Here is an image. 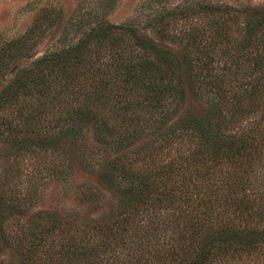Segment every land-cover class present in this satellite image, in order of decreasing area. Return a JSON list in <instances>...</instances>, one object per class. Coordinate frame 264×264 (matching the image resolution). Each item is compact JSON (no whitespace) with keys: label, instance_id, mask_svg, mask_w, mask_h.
<instances>
[{"label":"trees","instance_id":"1","mask_svg":"<svg viewBox=\"0 0 264 264\" xmlns=\"http://www.w3.org/2000/svg\"><path fill=\"white\" fill-rule=\"evenodd\" d=\"M172 13L200 16L174 33L153 30L179 39L181 59L133 27L97 24L83 30L74 44L13 66L14 81L1 91L0 110L12 108L18 120L0 121V138L26 142L29 152H55L59 143L78 139L88 129L109 133L108 140L101 138L109 148L136 133L153 142L140 156L97 162L102 180L119 194L111 217L94 221L78 213H46L38 230L22 227L21 234L7 235L22 253L21 264L264 263V12L243 18L234 38L220 25L241 15L227 5H190ZM37 34L33 27L0 48V73L33 45ZM113 40L120 41L116 48L103 52ZM213 48L225 58L224 73L212 71ZM232 82L238 83L235 90ZM88 84L89 90L65 103L52 122L24 117L17 106L18 96L27 93L42 107L55 100L63 104L62 93L73 95ZM184 84L209 104L199 117L191 111L177 116ZM52 85L61 87L57 98ZM115 120L134 128L112 142L110 135L120 131ZM180 141L186 152L170 158L171 145ZM76 155L85 161L84 150ZM65 165L62 158L52 171ZM32 196H12L10 206L19 212ZM75 197L87 203L99 195L83 185Z\"/></svg>","mask_w":264,"mask_h":264},{"label":"rangeland","instance_id":"2","mask_svg":"<svg viewBox=\"0 0 264 264\" xmlns=\"http://www.w3.org/2000/svg\"><path fill=\"white\" fill-rule=\"evenodd\" d=\"M227 5L234 9L240 17L228 26L221 24L231 38L237 36L238 23L243 18L258 16L264 12V0H0V48L9 41L21 38L28 34L33 27L37 30V36L33 39V45L24 53L12 58L7 69L0 73V94L6 85L13 83V66H26L30 60L42 56L49 50L61 49L74 44L80 33L97 24H110L112 26H127L135 28L139 35L147 37L155 44L167 46L181 59V45L179 39H167L154 33V29L161 28L169 32H177L189 27L200 16L188 19L174 17L172 11L184 6L194 5ZM244 15V17H243ZM203 20V17L201 18ZM120 41L113 40L102 46L105 53L116 48ZM113 43V47L110 46ZM224 39L218 46H223ZM219 52L213 48L212 56L213 72H223L225 58L219 57ZM243 67V65H242ZM224 73V72H223ZM95 78V76H94ZM12 81V82H11ZM234 83V82H232ZM233 90L237 88L234 83ZM89 85L81 87L73 95L62 93L63 104L37 101L28 93L20 94L17 106L23 111V116L39 118L43 123L53 121L61 107L68 103L82 90L88 91ZM185 89V100L177 116L191 111L196 116H201L209 107V104ZM59 85H52L51 95L56 98L60 92ZM79 95V94H78ZM84 96L80 94V97ZM46 113L41 114V109ZM107 111V109H106ZM64 114V113H63ZM105 114V113H104ZM17 119L16 112L12 108L0 110V121ZM51 121V122H52ZM120 125L118 134H111L112 142L116 137L125 132H131L134 128L126 129L127 123L115 120ZM97 129L96 132L88 129L82 137L76 139L70 137L58 144L57 150L52 152L49 148L42 150L36 148V152H29L28 143L10 141L0 138V196L6 200L0 202V264H21L22 256L17 249L11 246V240L7 235L21 234L24 228H40L45 221L46 213H56L62 217H68L78 213L80 218L100 221L111 217L118 210L119 194L115 188L106 184L100 176L99 160L106 158L111 161L115 156L123 158L125 155L145 154L152 146V137L144 133H136L135 137H129L117 147L109 148L101 141L106 140L109 133ZM34 140H38L33 138ZM33 140V141H34ZM127 142V143H126ZM128 142H130L128 144ZM184 141L176 142L169 149V156L175 157L185 151ZM42 150V151H40ZM85 151V161H79L77 153ZM166 158V160L169 158ZM62 158L68 164L60 168V171H52L53 167ZM169 158V159H170ZM168 159V160H169ZM90 161V164H87ZM139 166L146 167V164ZM63 170V171H62ZM63 172V173H62ZM93 186L99 198L87 203H79L75 197V191L82 186ZM27 192H32V203L27 200L26 206L21 211L12 209L10 199L12 196L24 197ZM15 237V236H14ZM42 264V263H38ZM252 264V263H250ZM264 264V263H256Z\"/></svg>","mask_w":264,"mask_h":264}]
</instances>
